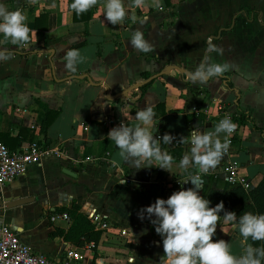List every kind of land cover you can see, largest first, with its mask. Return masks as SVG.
<instances>
[{"label":"crops","instance_id":"1","mask_svg":"<svg viewBox=\"0 0 264 264\" xmlns=\"http://www.w3.org/2000/svg\"><path fill=\"white\" fill-rule=\"evenodd\" d=\"M0 3L10 11L21 10L30 29L29 44L13 46L0 34V48L12 52L10 60L0 61V140L11 144L20 127L19 143L29 140L27 123L39 124L46 108H58L46 127V138L63 154L43 157L2 187L4 199L31 196L19 204L0 206V220L9 223L33 250L56 256L62 247L73 244L63 238L69 220H50V215L75 202L80 210L96 212L111 225L125 229L124 236L111 235L107 241L98 236L93 257L99 264H159L162 238L148 218H138L142 208L157 198L167 199L172 187L196 191L207 183L214 186L215 173L225 162L235 164L250 187L264 172V0H159L162 11L156 0H146L143 8L123 0L126 17L120 25L106 20L104 0L79 16L67 0ZM239 6L257 8L260 15L251 20L238 15L231 28L210 38L223 49L222 54L206 52L209 34L227 24ZM86 13L91 15L84 20ZM145 16L148 19L139 23ZM137 29L153 46L152 52L142 53L130 45L131 33ZM49 47L54 49L50 57L42 50ZM71 49L80 50L85 58L74 73L65 67V55ZM206 55L212 63L231 65L230 70L218 78L193 82L171 69L152 78L142 93L137 87L112 99L104 95L105 87L109 94L121 91L141 80V71L153 73L166 63L194 72ZM81 73L89 79L73 75ZM217 100L232 112H247L257 128L251 121L239 123L237 136L220 164L196 177V168H179L182 157L190 155V144L180 143V138L193 129H214ZM146 106L155 112L154 137H160L159 128L162 136L175 137L171 144L161 142V149H180L169 171L137 169L119 157L114 144L94 155L98 141L110 129L121 123L135 125V113ZM85 146L90 147L91 157L75 162ZM219 223L213 242H229L231 253L240 256L238 231L223 218Z\"/></svg>","mask_w":264,"mask_h":264},{"label":"clouds","instance_id":"2","mask_svg":"<svg viewBox=\"0 0 264 264\" xmlns=\"http://www.w3.org/2000/svg\"><path fill=\"white\" fill-rule=\"evenodd\" d=\"M35 4L37 0H29ZM100 0H72L71 9L77 16L97 6ZM146 0H132V6L143 8ZM156 7L163 10L159 0ZM103 15L112 25H120L126 17L123 0H104ZM137 22L136 17H132ZM145 16L139 21L144 23ZM26 17L17 9L10 11L0 3V34L5 41L17 46L30 43V29ZM130 45L142 53L152 52L153 46L145 39L140 29L131 33ZM206 52L222 54L223 49L217 47L209 38ZM12 58V52L0 48V61L7 62ZM80 50L71 49L65 55V67L70 72L77 71V64L84 62ZM227 63H212L205 56L194 72L190 74L193 82H205L218 78L229 71ZM155 112L151 106L135 113L137 123L128 126L121 123L107 133V139L118 149V155L123 161L132 162L137 169L157 167L169 171L173 157L160 147V143L171 144L175 137L165 133L162 137H154L151 128ZM236 125L226 117L219 121L213 130L201 132L193 129L188 136H182L180 143L190 144V155L186 154L179 163L183 171L192 166L199 173L207 174L216 169L228 151V137L235 131ZM224 134L222 142L220 135ZM210 201L200 196L197 191L189 188L173 192L167 199L157 198L154 203L142 208L138 218H148L155 232L162 238L163 255L159 264H262L264 247H254L252 242L264 241V214L244 213L237 219L235 212L225 211L223 202L209 207ZM224 212L223 216L218 215ZM154 217V218H153ZM223 218L226 224L237 230L240 236V256L231 253L229 242L218 240L213 242L217 224ZM220 224V223H219ZM224 232V229L221 228Z\"/></svg>","mask_w":264,"mask_h":264},{"label":"built area","instance_id":"3","mask_svg":"<svg viewBox=\"0 0 264 264\" xmlns=\"http://www.w3.org/2000/svg\"><path fill=\"white\" fill-rule=\"evenodd\" d=\"M216 108L218 110V123L228 117L236 125L235 131L228 137L230 147L233 139L237 136L239 128V122L235 119L237 113L224 107L223 102L220 100L216 101ZM27 125L36 134L33 139L21 141L13 148H9L0 140V206H3L5 200L2 187L7 182L22 174L29 166L39 163L43 157L49 154L53 153L59 156L63 154L60 148L57 146L51 147L49 143L44 141L39 131V124L29 122ZM224 139L225 135L221 141L223 142ZM84 158L77 155L74 161L80 162ZM201 174L203 173L197 171L194 176L199 177ZM215 175L230 182H238L245 190L250 188L249 181L242 174H239L232 162H225ZM55 217L69 220V216L65 211L51 213L50 220ZM87 217L92 222L93 228L99 231V237L103 241H107L111 235L115 237L125 235L124 228L111 225L96 212L88 211ZM95 245L96 243L94 244L92 241L84 242L81 246L69 244L62 247L58 255L48 256L33 250L18 236L16 230L9 223L0 220V264H99L96 258L93 257Z\"/></svg>","mask_w":264,"mask_h":264},{"label":"trees","instance_id":"4","mask_svg":"<svg viewBox=\"0 0 264 264\" xmlns=\"http://www.w3.org/2000/svg\"><path fill=\"white\" fill-rule=\"evenodd\" d=\"M71 0H67V4L70 7ZM73 11V10H72ZM91 13H86L84 20L90 17ZM241 15L247 20L253 19L254 16L259 17L260 10L254 7L248 6H239L236 10L232 12L230 21L227 24L219 25L216 28V31L213 34H209L210 38L218 37L223 31L232 27L235 18ZM151 74L148 71H141L140 76L145 78ZM152 80V79H151ZM141 84L138 86V91L142 93L149 82ZM225 84L231 87V82L229 80H225ZM58 108H46L43 113V117L39 123V131L42 134L44 141L47 142L46 138V127L52 121V119L57 114ZM237 115L235 119L239 123H243L245 121H251V118L244 111L236 112ZM253 127L257 128V126L252 122ZM29 137L28 139H33L32 129H29ZM159 135L162 137V129L159 128ZM21 135V127L19 128L16 137H12V143L7 144L9 148H13L18 145ZM15 140V141H14ZM2 141V140H1ZM4 141V140H3ZM2 141V142H3ZM114 143L107 139L106 136H103L97 145L96 154L99 155L103 153L106 149L110 148ZM264 150V146H263ZM166 152L173 157V159L179 158L180 149L178 147H174V149H169ZM175 152V154H174ZM174 154V155H173ZM81 157H91L90 147L85 146L80 154ZM180 191L175 190L174 187L171 188V192ZM197 193L205 199L210 201L209 207H214L217 203L223 202L224 210L235 212L237 215V219L242 216L246 212H250L253 214H264V172L261 174L258 181L252 185L249 189L245 190L240 183L238 182H230L220 177L215 178V185L211 186L210 183H207L201 189L196 190ZM57 210L65 211L69 216V223L66 229L63 232V238L71 243L81 246L84 242L92 241L94 244L96 243L99 231L93 228V224L90 219L87 217V213L80 210V207L77 203L71 202L69 206H60ZM223 213V212H221ZM249 243H253L254 247H264V241H256L252 242L249 239ZM264 264V261H262Z\"/></svg>","mask_w":264,"mask_h":264},{"label":"water","instance_id":"5","mask_svg":"<svg viewBox=\"0 0 264 264\" xmlns=\"http://www.w3.org/2000/svg\"><path fill=\"white\" fill-rule=\"evenodd\" d=\"M210 38V36H209ZM43 51H47L49 54V57L50 55L53 53V48L52 47H49V48H42ZM171 69H175L177 70L179 73H182V74H186L187 76L190 77V74L192 72L186 70L185 68L177 65V64H174V63H166L162 66V68H160L159 70L149 74L148 76H146L145 78H141V80L135 82V83H132L130 84L129 86L125 87L124 89H122L121 91H118V92H115V93H108L107 92V87H105V97L107 99H112L114 98L115 96L117 95H120V94H125L128 90L132 89V88H137L138 86H140L141 84L143 83H146L147 81L151 80L152 78L156 77L157 75H161V74H166L169 72V70ZM73 75H76V76H85L86 78L89 79L88 75L86 73H81V74H73ZM64 171L67 172V173H71L68 168H64ZM31 199V196H19V197H12V198H7L4 200V203L3 205L5 206H10V205H15V204H19V203H22V202H25V201H28Z\"/></svg>","mask_w":264,"mask_h":264}]
</instances>
